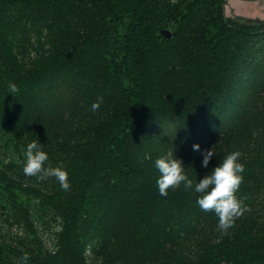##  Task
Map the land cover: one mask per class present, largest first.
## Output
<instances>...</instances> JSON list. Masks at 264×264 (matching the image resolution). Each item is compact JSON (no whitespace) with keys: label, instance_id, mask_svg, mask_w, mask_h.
<instances>
[{"label":"trees","instance_id":"obj_1","mask_svg":"<svg viewBox=\"0 0 264 264\" xmlns=\"http://www.w3.org/2000/svg\"><path fill=\"white\" fill-rule=\"evenodd\" d=\"M225 6L0 0V264H264V22ZM33 140L68 191L24 174ZM234 151L250 210L227 234L194 187L159 194L156 159L196 183Z\"/></svg>","mask_w":264,"mask_h":264},{"label":"clouds","instance_id":"obj_2","mask_svg":"<svg viewBox=\"0 0 264 264\" xmlns=\"http://www.w3.org/2000/svg\"><path fill=\"white\" fill-rule=\"evenodd\" d=\"M9 92L16 94L19 88L15 83H9ZM103 103L102 97H97V102L91 105L92 111L99 109ZM194 151H200V145H193ZM215 153L212 149L204 150L202 166L207 168L211 158ZM241 153L234 151L228 154L223 161L216 166L210 174L205 175L199 182L194 183L185 173V166L180 159L175 156H163L155 160V167L160 173L157 180L159 194L167 196L169 189L176 190L182 184L185 190L193 189L198 194L196 203L205 212H214L218 217L219 229L227 234L228 230L234 227L235 221L249 211L245 200L247 196L238 198L236 193L239 191L243 182L241 175L245 171V166L238 162ZM23 172L28 177H36L38 182L48 178H55L64 191L70 189L68 172L63 166H45L48 154L42 150V145L33 140L27 145L25 152ZM22 264H27L28 253L20 258Z\"/></svg>","mask_w":264,"mask_h":264},{"label":"rangeland","instance_id":"obj_3","mask_svg":"<svg viewBox=\"0 0 264 264\" xmlns=\"http://www.w3.org/2000/svg\"><path fill=\"white\" fill-rule=\"evenodd\" d=\"M226 1V14L229 17H243L250 19L247 15L251 11L258 20L264 19V0H247V2H236L235 0H225ZM252 9V10H250ZM14 232H20L15 229ZM93 255L90 254V259L92 260Z\"/></svg>","mask_w":264,"mask_h":264},{"label":"water","instance_id":"obj_4","mask_svg":"<svg viewBox=\"0 0 264 264\" xmlns=\"http://www.w3.org/2000/svg\"><path fill=\"white\" fill-rule=\"evenodd\" d=\"M260 21H263L264 22V19L263 20H260ZM161 36L164 38V39H171L173 37V33L169 30H162L161 31Z\"/></svg>","mask_w":264,"mask_h":264},{"label":"crops","instance_id":"obj_5","mask_svg":"<svg viewBox=\"0 0 264 264\" xmlns=\"http://www.w3.org/2000/svg\"><path fill=\"white\" fill-rule=\"evenodd\" d=\"M236 2H245L246 0H235ZM247 2V1H246ZM252 10V9H250ZM249 15H247L250 18H256V16L253 15V13H251V11L248 13Z\"/></svg>","mask_w":264,"mask_h":264},{"label":"flooded vegetation","instance_id":"obj_6","mask_svg":"<svg viewBox=\"0 0 264 264\" xmlns=\"http://www.w3.org/2000/svg\"><path fill=\"white\" fill-rule=\"evenodd\" d=\"M247 1V0H246ZM249 1V0H248ZM251 20H258L257 18H250ZM259 21V20H258Z\"/></svg>","mask_w":264,"mask_h":264}]
</instances>
